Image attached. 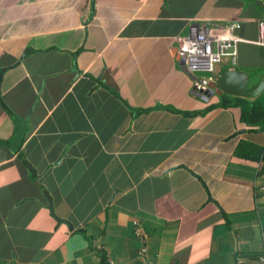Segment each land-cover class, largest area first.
Here are the masks:
<instances>
[{
	"label": "crops",
	"instance_id": "obj_1",
	"mask_svg": "<svg viewBox=\"0 0 264 264\" xmlns=\"http://www.w3.org/2000/svg\"><path fill=\"white\" fill-rule=\"evenodd\" d=\"M229 20L237 60L213 73L250 87L264 0H0V264H263L264 135L243 114L264 88L218 95L179 53L191 23Z\"/></svg>",
	"mask_w": 264,
	"mask_h": 264
},
{
	"label": "built area",
	"instance_id": "obj_2",
	"mask_svg": "<svg viewBox=\"0 0 264 264\" xmlns=\"http://www.w3.org/2000/svg\"><path fill=\"white\" fill-rule=\"evenodd\" d=\"M241 28L238 20H229L222 26L199 24L193 22L189 26L185 44L179 50L183 62V69L189 76L199 72L212 73L215 65L228 58L234 65L237 60V44L242 42L237 36ZM258 45H264V25L258 23ZM207 79H210L208 77ZM134 236L143 238V232L137 223H134ZM148 249L143 244L140 256L146 257ZM264 264V256L261 258Z\"/></svg>",
	"mask_w": 264,
	"mask_h": 264
},
{
	"label": "water",
	"instance_id": "obj_3",
	"mask_svg": "<svg viewBox=\"0 0 264 264\" xmlns=\"http://www.w3.org/2000/svg\"><path fill=\"white\" fill-rule=\"evenodd\" d=\"M193 80H196L198 83H206V79L210 77V83H207V85L210 88H214L216 91V94L220 95L221 93H225L228 95H233L237 97H251L254 95H257L261 93V91L264 88V76L261 77L259 81H257L255 84L248 86L249 78L247 75L240 73L235 70H224L221 71L217 76L212 73H204L199 72L195 76H191ZM1 81V77H0ZM198 96L203 97V95L200 94L197 87L195 89ZM45 198L47 199V209L51 213V215L56 219L57 217L54 214V206L53 201L51 197L48 195V193H44ZM59 222H62L58 220ZM67 224V223H66Z\"/></svg>",
	"mask_w": 264,
	"mask_h": 264
},
{
	"label": "trees",
	"instance_id": "obj_4",
	"mask_svg": "<svg viewBox=\"0 0 264 264\" xmlns=\"http://www.w3.org/2000/svg\"><path fill=\"white\" fill-rule=\"evenodd\" d=\"M243 118L246 120L245 123L249 125V127L259 129V132L264 135V105L256 104L255 106H252L250 109L247 110V112L243 114ZM251 148V150L256 149L253 147ZM257 151L262 154V158L260 160L261 168L259 171V173L262 174L264 173V147ZM237 155L241 156V153L237 152ZM102 264H107V258L105 259V257H103Z\"/></svg>",
	"mask_w": 264,
	"mask_h": 264
},
{
	"label": "rangeland",
	"instance_id": "obj_5",
	"mask_svg": "<svg viewBox=\"0 0 264 264\" xmlns=\"http://www.w3.org/2000/svg\"><path fill=\"white\" fill-rule=\"evenodd\" d=\"M217 65H215V67H216ZM215 67H214V69H215ZM261 98H262V100L264 99V97L263 96H261Z\"/></svg>",
	"mask_w": 264,
	"mask_h": 264
},
{
	"label": "flooded vegetation",
	"instance_id": "obj_6",
	"mask_svg": "<svg viewBox=\"0 0 264 264\" xmlns=\"http://www.w3.org/2000/svg\"><path fill=\"white\" fill-rule=\"evenodd\" d=\"M213 71H214V69H213ZM212 74H214L213 72H212ZM215 75V74H214Z\"/></svg>",
	"mask_w": 264,
	"mask_h": 264
}]
</instances>
